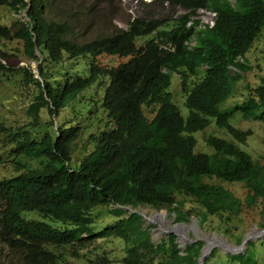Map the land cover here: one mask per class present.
<instances>
[{
    "label": "trees",
    "instance_id": "obj_1",
    "mask_svg": "<svg viewBox=\"0 0 264 264\" xmlns=\"http://www.w3.org/2000/svg\"><path fill=\"white\" fill-rule=\"evenodd\" d=\"M166 1L184 14L167 22L136 18L125 30L78 42L69 23L47 17L48 0H0V8L26 18L14 26L0 21V42H20L38 73L0 62V83L33 89L29 121L0 123V242L22 264H197L202 242L181 249L172 234L153 242L152 226L121 207L165 209L175 222L195 215L200 228L213 218L226 235L243 207L264 204V164L242 148L252 133L231 124L236 113L264 120V79L240 103L219 109L264 29V0ZM197 10L215 14L212 27L192 19ZM101 56L125 60L103 65ZM172 75L186 117L168 91ZM43 111L49 122H41ZM52 117L56 134L48 130ZM211 119L231 140L208 135L211 153H197L192 134ZM83 132L89 147L72 166ZM212 180L240 183L246 197ZM104 208L111 222L98 218ZM250 245L234 255L214 251L204 264H257Z\"/></svg>",
    "mask_w": 264,
    "mask_h": 264
},
{
    "label": "rangeland",
    "instance_id": "obj_2",
    "mask_svg": "<svg viewBox=\"0 0 264 264\" xmlns=\"http://www.w3.org/2000/svg\"><path fill=\"white\" fill-rule=\"evenodd\" d=\"M48 1V8L46 9L47 17L51 20L69 23L71 25V34L78 42L90 41L96 37L114 34L118 30H125L128 22L136 18L145 21L164 20L167 22L184 14V11L180 7L174 6L166 0ZM17 19L24 21L26 19L25 13H13L8 8H0V21L5 25L14 26V22ZM192 19H198L203 24H209L213 21V15L204 10H197L195 15L192 16ZM138 43H141V40ZM0 44L2 45L0 49L5 51L6 54L4 55V60L0 58V62L4 66L13 69V71H16L15 69L18 67H29L35 72L34 69L37 64L33 61H27L23 57L20 42L2 40ZM99 60L103 65L115 66L119 62L124 61L125 58L101 56ZM243 62L245 72L241 73V79L236 83L232 95L220 105V111H226L234 104L240 103L245 98L246 88L254 87L260 83L261 79H264V29L259 38L254 42L250 51L245 55ZM168 91L181 116L186 117L188 110L184 106V100L180 93L176 75L171 76ZM32 94L33 89L27 85L20 87L13 81L2 80L0 83V123L2 125L12 124L24 126L29 121L27 106L33 98ZM42 118V123L49 122L45 111H43ZM51 120L52 123L48 130L56 134L58 122L53 117ZM231 124L241 131H251V136L246 144L242 145V148L250 154L254 164H264V120L260 122L244 121L236 113L231 120ZM192 135L197 142L195 147V152L197 153H211V149L204 142V139L208 135H215L231 140L223 131L217 129L212 119L203 132H196ZM87 136V133L85 134L83 132L76 140L74 146H72L76 150L70 161L72 166H75L78 159L84 154L82 148L85 147L86 149L89 147L86 142ZM4 150L2 133L0 132V152ZM212 183L222 185L242 201L246 197L247 188L240 183H226L218 180H212ZM191 205L195 206V204ZM263 207L264 204L261 201L250 208L243 207L239 219L228 227L229 233L226 235L221 234L220 231L215 229V221L213 218H208L203 228H200L195 215L187 217L184 222H175L174 216L170 215L165 209L157 211L149 208V206H145L139 207L137 211L142 214L144 220L148 219L152 222L145 221V224L152 226L151 235L153 242H157L160 238L171 235L172 233H169V231L179 224L188 227L184 235H179L176 231L178 233L176 241L179 245H183L182 248L180 247L181 249H184L186 245L185 240L202 239L204 248H206V244L204 243L205 239H219L223 240V243H213L208 247H212L208 254L218 251L224 256L228 253L226 247L238 249L246 238L251 237L246 245H242L240 253H243L251 242L250 249H254L255 261L257 264H264V233L261 234L260 232L264 230V227L261 226L264 220ZM108 208L113 209L116 206ZM106 210L107 208L98 209L96 211L98 218L102 219L103 222H111L112 218L105 212ZM159 215L162 216V219L159 218ZM0 264H22V262L16 252L0 242Z\"/></svg>",
    "mask_w": 264,
    "mask_h": 264
},
{
    "label": "water",
    "instance_id": "obj_3",
    "mask_svg": "<svg viewBox=\"0 0 264 264\" xmlns=\"http://www.w3.org/2000/svg\"><path fill=\"white\" fill-rule=\"evenodd\" d=\"M35 72L32 70V72L35 74V77H37L38 78V73H37V68L35 67ZM122 209H129V212H136L138 215H140V216H142V214H140L138 211H136V210H132V209H130V208H128V207H121ZM142 218H143V216H142ZM144 219V218H143ZM144 221H146V222H151L150 220H144ZM152 223V222H151ZM183 226L182 225H177V227H174L175 229L176 228H182ZM175 229H171L170 231H169V233H172V234H174V236H175V238L177 239L178 238V233L176 232V230ZM261 232V234L262 233H264V230H261L260 231ZM169 235H167L166 237H168ZM252 237H254V236H252ZM251 239V237H248V238H246L242 243H241V246L238 248V249H236V248H229V247H226V250H227V254H231V255H234V254H239L240 253V249H241V247H242V245H246L247 244V242L249 241ZM202 239H195V240H185V244H191V243H193V241L194 242H196V241H201ZM202 242V241H201ZM215 243H220L221 241H219V239H217V240H215L214 241ZM203 243V242H202ZM204 243L207 245V240L205 239L204 240ZM222 243V242H221ZM184 244V243H183ZM179 247H183V245H178ZM211 248L212 247H210V248H208V250L204 253L203 252V249H204V245L202 246V249H201V253H200V257L198 258V263L197 264H204V260H205V258L209 255L208 253L211 251Z\"/></svg>",
    "mask_w": 264,
    "mask_h": 264
},
{
    "label": "bare ground",
    "instance_id": "obj_4",
    "mask_svg": "<svg viewBox=\"0 0 264 264\" xmlns=\"http://www.w3.org/2000/svg\"><path fill=\"white\" fill-rule=\"evenodd\" d=\"M159 218H161L162 219V216L161 215H159ZM163 221V220H162ZM176 227V226H175ZM174 228V227H173ZM188 227L187 226H183L182 228H174L178 233H179V235L181 234V235H184L185 234V231H186V229H187ZM207 240V245H206V248H204L203 249V252L205 253L206 252V250L208 249V247L209 246H211L213 243H215L214 241L215 240H213V239H211V238H208V239H206ZM219 241H221L222 243H223V240H219Z\"/></svg>",
    "mask_w": 264,
    "mask_h": 264
},
{
    "label": "clouds",
    "instance_id": "obj_5",
    "mask_svg": "<svg viewBox=\"0 0 264 264\" xmlns=\"http://www.w3.org/2000/svg\"><path fill=\"white\" fill-rule=\"evenodd\" d=\"M205 11V10H204ZM208 12V11H207ZM209 13H211V14H214V13H212V12H209ZM214 17H215V14H214ZM214 17H213V24H214ZM188 25H190L189 23H188ZM203 25H206V24H203V23H201L200 22V26L202 27ZM37 64V63H36Z\"/></svg>",
    "mask_w": 264,
    "mask_h": 264
},
{
    "label": "built area",
    "instance_id": "obj_6",
    "mask_svg": "<svg viewBox=\"0 0 264 264\" xmlns=\"http://www.w3.org/2000/svg\"><path fill=\"white\" fill-rule=\"evenodd\" d=\"M213 15V17H214V14H212ZM190 24V23H189ZM206 25H208L209 27H212L213 26V21H211L209 24H206Z\"/></svg>",
    "mask_w": 264,
    "mask_h": 264
}]
</instances>
